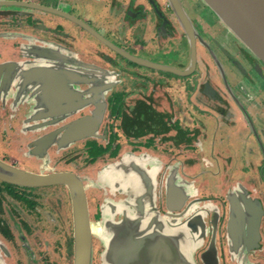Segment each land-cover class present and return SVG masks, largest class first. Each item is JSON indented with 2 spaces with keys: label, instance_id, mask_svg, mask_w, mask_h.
<instances>
[{
  "label": "flooded vegetation",
  "instance_id": "af4514ba",
  "mask_svg": "<svg viewBox=\"0 0 264 264\" xmlns=\"http://www.w3.org/2000/svg\"><path fill=\"white\" fill-rule=\"evenodd\" d=\"M0 1L35 7H0L1 162L34 174L72 173L89 221L98 223L125 197L114 164L145 157L159 212L179 226L197 218L195 264H264V65L239 41L224 43L221 21L202 0H178L189 33L167 0ZM204 7L220 22L198 21ZM112 47L177 73L191 64V73L137 64ZM240 53L256 76L232 62ZM100 111L97 137L34 152L38 138L54 133L57 141L66 124ZM199 113L208 121L196 127ZM56 189L66 195L56 213L73 264L69 188L2 180L0 264L60 263L44 219L34 217L39 195ZM91 241L94 264L104 248L94 235Z\"/></svg>",
  "mask_w": 264,
  "mask_h": 264
},
{
  "label": "water",
  "instance_id": "95a60500",
  "mask_svg": "<svg viewBox=\"0 0 264 264\" xmlns=\"http://www.w3.org/2000/svg\"><path fill=\"white\" fill-rule=\"evenodd\" d=\"M167 1L180 21L182 30L189 33L185 27L186 22H183L187 19L181 11L179 1ZM202 2L264 65V0ZM7 3L5 5L4 1H0V7L23 6L10 1ZM23 7L35 8L30 5ZM112 48L123 56L127 55L119 48ZM127 58L153 69L160 68L140 63L134 56L127 55ZM191 67L190 64L187 71L181 70V73L168 67L160 69L187 76L191 73ZM101 116L100 111L92 117L69 122L61 129L63 132L57 141L54 140V133L43 135L34 142V152L37 155L43 154L54 143L61 147L86 137H97L95 130L101 122ZM113 169L118 176L114 181L115 187L125 197L102 208L104 218L98 223L89 221L83 188L72 173L34 174L0 161V180L23 187L63 184L69 188L74 211L73 264H92V235L99 239L104 248L99 256L101 264H195L192 253L196 243L193 236L197 231V218L193 217L187 224L179 226L174 216L159 212L155 202V184L151 170L146 165V158L126 157L114 164ZM116 212L122 215L119 221L114 220L113 213Z\"/></svg>",
  "mask_w": 264,
  "mask_h": 264
},
{
  "label": "rangeland",
  "instance_id": "374dc122",
  "mask_svg": "<svg viewBox=\"0 0 264 264\" xmlns=\"http://www.w3.org/2000/svg\"><path fill=\"white\" fill-rule=\"evenodd\" d=\"M197 19L200 22H211V24H212V22H215V23L220 22L205 7H204L203 11L198 14ZM219 25H220L221 29L224 30V33L225 34L227 33V35H225L226 37H225L224 43L228 44L229 41L230 42H232V41L237 42L238 41L233 36V34L231 32H229L228 29L221 22ZM222 36H223V34H222ZM220 39L223 41V37H221ZM239 43H238V45H239ZM232 62H239L240 65L244 67V69L246 68L247 70H250V72L253 73V76H256L254 66L252 64H250L249 62H246V57L244 56L243 53H240L236 56L234 55ZM237 69L239 70V73H240L241 69L240 68H237ZM241 74L243 75L242 72H241ZM51 193H52V195H49V192L46 191V194L44 193L43 195H39L41 200L37 199L36 205L38 206L41 213H35L34 217H37V220L44 219V221H45L44 222V232H46L47 236L51 237V241H52V245H53L52 251L55 255L52 252H51V254L54 255L55 261L59 259V261H60L59 264H70L71 262H69V256L67 258V255L69 252V250H68L69 249V239H68L69 233L67 232L66 225H64L65 220L61 221L58 218V214H57L59 211L63 212L62 210L65 209L66 203H65L64 198L66 197V195H65V192L63 189H61V190L56 189L54 191H51ZM59 197H61L62 200H60ZM18 206L21 208H24L21 205V202L18 204ZM43 214H44V216H43ZM32 216H33V214H32ZM50 218L56 219L57 220L56 224H54V222L51 221ZM14 220H15V223H17V224H19V222L22 223V220L20 219V215H15ZM49 232H51L52 234L50 235ZM96 239L99 241L98 238H96ZM17 253H18L17 258L21 259L22 256H21L20 251H17ZM47 257L48 256L46 255V258ZM70 259H71V256H70ZM94 264H101L99 261V256H98L97 262H94Z\"/></svg>",
  "mask_w": 264,
  "mask_h": 264
},
{
  "label": "crops",
  "instance_id": "0c3cea01",
  "mask_svg": "<svg viewBox=\"0 0 264 264\" xmlns=\"http://www.w3.org/2000/svg\"><path fill=\"white\" fill-rule=\"evenodd\" d=\"M97 23H100V22H97ZM83 45V43L82 44H79V46H82ZM195 113H197V112H195ZM195 121H193V123H194V125H196V127H198L199 126V123L201 122V123H204V122H207L208 120H204L205 118H204V116H203V113H199V114H197V115H195ZM198 124V125H197ZM214 124H215V122H214ZM220 124L222 125L223 123H222V121L220 122ZM216 132H219V130L218 131H216V129H215V134H217ZM228 132H229V134L231 135V136H233L234 137V135H236V134H234V132H235V130H231L230 131V129H228ZM234 134V135H233ZM217 136V135H216ZM230 140H232V139H230Z\"/></svg>",
  "mask_w": 264,
  "mask_h": 264
}]
</instances>
